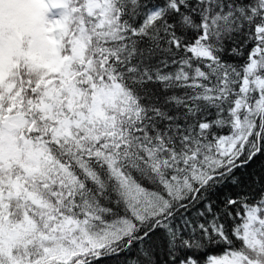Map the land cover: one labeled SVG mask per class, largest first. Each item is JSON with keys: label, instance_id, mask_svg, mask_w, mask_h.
Masks as SVG:
<instances>
[{"label": "snow or ice", "instance_id": "snow-or-ice-1", "mask_svg": "<svg viewBox=\"0 0 264 264\" xmlns=\"http://www.w3.org/2000/svg\"><path fill=\"white\" fill-rule=\"evenodd\" d=\"M0 264H264V0H0Z\"/></svg>", "mask_w": 264, "mask_h": 264}]
</instances>
